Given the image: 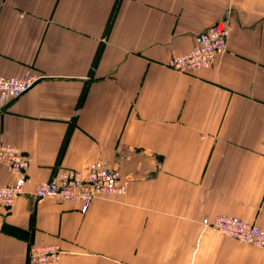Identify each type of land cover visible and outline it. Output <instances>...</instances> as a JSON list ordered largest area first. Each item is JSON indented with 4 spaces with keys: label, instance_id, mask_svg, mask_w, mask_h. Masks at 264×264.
I'll return each instance as SVG.
<instances>
[{
    "label": "crops",
    "instance_id": "0c3cea01",
    "mask_svg": "<svg viewBox=\"0 0 264 264\" xmlns=\"http://www.w3.org/2000/svg\"><path fill=\"white\" fill-rule=\"evenodd\" d=\"M230 9L212 68L169 66ZM27 71L45 76L0 93V145L33 157L25 194L0 206V264H28L33 245H58L61 264H264L203 225L264 227V0H0V75ZM99 158L131 178L126 195L82 212L33 194Z\"/></svg>",
    "mask_w": 264,
    "mask_h": 264
},
{
    "label": "built area",
    "instance_id": "2783aa9c",
    "mask_svg": "<svg viewBox=\"0 0 264 264\" xmlns=\"http://www.w3.org/2000/svg\"><path fill=\"white\" fill-rule=\"evenodd\" d=\"M232 9L225 18L217 21L196 36V45L186 53L169 61V66L182 73H193L202 68H212L219 55L228 50L229 39L235 31ZM43 74L27 71L21 76L0 75V93L5 100L20 97L33 87ZM33 157L24 154L17 146L0 145V163H4L13 181L0 185V206L11 208L25 194L32 183L29 167ZM131 178L99 158L80 169L63 168L50 180L36 185L33 194L38 200H64L80 203L81 211L87 212L92 201L99 197L124 196ZM206 229L236 239L244 244L264 249V227L245 218L219 214L203 219ZM63 251L58 245H33L28 252V264H61Z\"/></svg>",
    "mask_w": 264,
    "mask_h": 264
},
{
    "label": "water",
    "instance_id": "95a60500",
    "mask_svg": "<svg viewBox=\"0 0 264 264\" xmlns=\"http://www.w3.org/2000/svg\"><path fill=\"white\" fill-rule=\"evenodd\" d=\"M157 157H158V155H157Z\"/></svg>",
    "mask_w": 264,
    "mask_h": 264
}]
</instances>
